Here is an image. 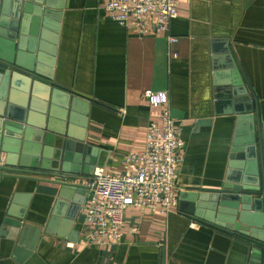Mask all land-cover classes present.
<instances>
[{
    "label": "crops",
    "instance_id": "crops-1",
    "mask_svg": "<svg viewBox=\"0 0 264 264\" xmlns=\"http://www.w3.org/2000/svg\"><path fill=\"white\" fill-rule=\"evenodd\" d=\"M102 2L65 0L51 68L53 85L88 101L83 137L97 150L93 172L120 174L124 155L143 148L147 124L158 118L159 108L150 106L141 94L146 89L164 90L184 142L177 152L176 192L219 187L227 170L235 115L213 112L219 77L212 69V58L222 41L228 40L264 121V0H178L167 34L155 32L152 26L147 33L122 26L102 8ZM149 22L153 23L152 17ZM167 35L177 41L169 46ZM169 50L176 56H169ZM82 110L75 112L71 124L78 136ZM53 118L54 126L61 122L63 126L68 113L62 120ZM207 118L209 123L197 124ZM39 177L58 179L52 174ZM56 188L47 181L12 177L0 181V264H17L11 237L19 227L16 217L6 214L9 206L24 208L20 223L44 227ZM78 191L87 197L88 190ZM15 193L19 197L13 202ZM83 216L80 211L73 225L78 232L75 241L55 235L42 238L33 264H161L163 253L165 264H240L237 247L177 206L164 214L127 208L120 240L107 244L85 242ZM15 256L23 259L20 253Z\"/></svg>",
    "mask_w": 264,
    "mask_h": 264
},
{
    "label": "water",
    "instance_id": "water-1",
    "mask_svg": "<svg viewBox=\"0 0 264 264\" xmlns=\"http://www.w3.org/2000/svg\"><path fill=\"white\" fill-rule=\"evenodd\" d=\"M64 2L0 0V181L12 177L47 181L57 187L44 227L20 223L24 208L9 206L6 214L16 217L19 227L11 237L15 240L13 257L17 264L24 260L33 264L38 243L45 236L75 241L78 232L73 225L86 200L78 190H88L82 181L93 173L96 161L97 150L85 144L83 137L88 101L52 84L51 68ZM222 42L212 58V69L219 77L213 112L235 115L227 170L217 188L180 190L177 207L229 246L237 247L240 264H264V121L232 56L229 41ZM80 107L84 110L78 121L82 131L78 136L71 124ZM66 113L67 123L54 126L53 117L62 120ZM209 122L207 118L197 124ZM46 160L55 164L47 166ZM44 174L58 179H40ZM18 197L13 194L12 201ZM17 253L24 260H17ZM161 264H165L164 253Z\"/></svg>",
    "mask_w": 264,
    "mask_h": 264
},
{
    "label": "built area",
    "instance_id": "built-area-1",
    "mask_svg": "<svg viewBox=\"0 0 264 264\" xmlns=\"http://www.w3.org/2000/svg\"><path fill=\"white\" fill-rule=\"evenodd\" d=\"M178 0H103L102 8L118 24L147 33L168 32L177 15ZM153 23L150 24V18ZM177 41L167 35L168 45ZM169 56H176L168 52ZM150 105L159 108L158 118L147 124L143 148L126 154L120 174L94 171L83 183L88 186L83 211V231L87 244H107L121 238L124 212L129 207L164 214L177 206L175 190L178 150L184 145L168 109L164 90L146 89L141 94ZM71 245V243H67Z\"/></svg>",
    "mask_w": 264,
    "mask_h": 264
}]
</instances>
